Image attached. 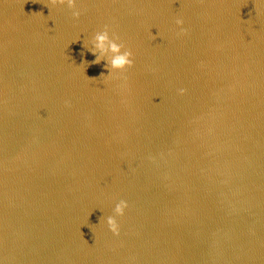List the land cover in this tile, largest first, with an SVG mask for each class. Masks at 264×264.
<instances>
[{"label":"water","instance_id":"water-1","mask_svg":"<svg viewBox=\"0 0 264 264\" xmlns=\"http://www.w3.org/2000/svg\"><path fill=\"white\" fill-rule=\"evenodd\" d=\"M46 5L0 0V264H264V0Z\"/></svg>","mask_w":264,"mask_h":264},{"label":"clouds","instance_id":"clouds-1","mask_svg":"<svg viewBox=\"0 0 264 264\" xmlns=\"http://www.w3.org/2000/svg\"><path fill=\"white\" fill-rule=\"evenodd\" d=\"M67 6L69 9H72V15L75 19H79L81 16V12L77 10V0H50V5H46L50 10L53 7L57 6ZM43 16V13H38ZM176 25L181 28V31L177 33L179 36L187 35L188 30L183 28L184 20L182 18H177L175 21ZM111 29L108 25L104 26L103 31H98L94 35V40L92 47L89 48L90 51L96 55L97 52L101 53V55H96V59L92 61V63L99 64L103 59L104 54L110 53V59L105 67L108 69V75H104L101 73L100 77H104L105 82L110 81L114 78L119 79L117 73H125L128 69L135 66L134 53L131 49L126 48V45L120 43V37L112 33L110 35ZM78 42V41H77ZM87 46L85 45V48ZM88 63V62H87ZM97 79V78H90ZM181 95L186 94V89L179 90ZM66 107H70V102L65 103ZM129 204L126 200H120L119 203L116 204L114 212V216L107 217V225L109 230L116 236H119L121 233V225L116 219V216L123 217L126 214V210L128 209Z\"/></svg>","mask_w":264,"mask_h":264}]
</instances>
